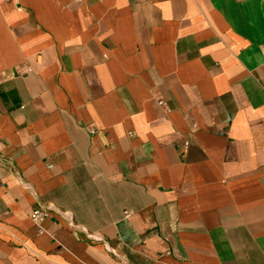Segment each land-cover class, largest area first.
Returning a JSON list of instances; mask_svg holds the SVG:
<instances>
[{"label": "crops", "instance_id": "0c3cea01", "mask_svg": "<svg viewBox=\"0 0 264 264\" xmlns=\"http://www.w3.org/2000/svg\"><path fill=\"white\" fill-rule=\"evenodd\" d=\"M0 166V264H264V0H0Z\"/></svg>", "mask_w": 264, "mask_h": 264}, {"label": "built area", "instance_id": "2783aa9c", "mask_svg": "<svg viewBox=\"0 0 264 264\" xmlns=\"http://www.w3.org/2000/svg\"><path fill=\"white\" fill-rule=\"evenodd\" d=\"M89 128L91 131L93 132L95 131L94 127L90 126ZM49 212H50V207L48 206L41 205L35 207L31 213V219L34 223L41 224L44 221V219L47 217Z\"/></svg>", "mask_w": 264, "mask_h": 264}]
</instances>
